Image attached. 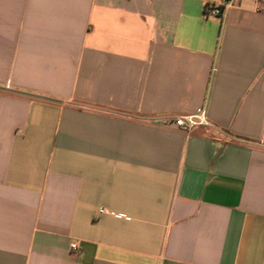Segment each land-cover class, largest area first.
Returning a JSON list of instances; mask_svg holds the SVG:
<instances>
[{
	"label": "crops",
	"instance_id": "1",
	"mask_svg": "<svg viewBox=\"0 0 264 264\" xmlns=\"http://www.w3.org/2000/svg\"><path fill=\"white\" fill-rule=\"evenodd\" d=\"M215 1L0 0V264H264V0Z\"/></svg>",
	"mask_w": 264,
	"mask_h": 264
},
{
	"label": "built area",
	"instance_id": "2",
	"mask_svg": "<svg viewBox=\"0 0 264 264\" xmlns=\"http://www.w3.org/2000/svg\"><path fill=\"white\" fill-rule=\"evenodd\" d=\"M233 0H216L212 3H206L203 6V18L205 19H218L222 17L223 11L230 7ZM168 122L173 124L185 133H190L198 127H210L211 124L206 117L204 108L199 107L194 113L188 115H180L169 119ZM104 210L100 209L99 213ZM70 248L75 250L77 248L75 243L70 244Z\"/></svg>",
	"mask_w": 264,
	"mask_h": 264
}]
</instances>
